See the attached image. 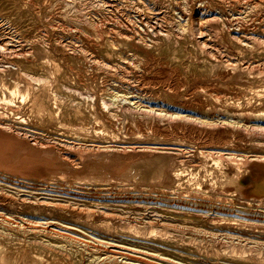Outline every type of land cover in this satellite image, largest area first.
Listing matches in <instances>:
<instances>
[{
  "label": "rangeland",
  "instance_id": "1",
  "mask_svg": "<svg viewBox=\"0 0 264 264\" xmlns=\"http://www.w3.org/2000/svg\"><path fill=\"white\" fill-rule=\"evenodd\" d=\"M101 1L102 7L92 0H0V127L14 135L5 136L8 152L1 155L0 212L14 224L23 217L78 226L100 240L166 252L181 263L264 264V182L259 183L264 172L245 164L254 155L264 156V136L251 128L253 120L264 121V47L253 51L229 36L264 40V0H194L208 6L195 10L203 28L198 40L218 56L252 62L255 68L247 70L212 61L190 38H182L183 46L174 43L180 34L172 22L184 20L164 0ZM211 17L216 18L209 23ZM161 32L172 33L171 39ZM11 48L31 53L16 58L6 54ZM89 58L120 65L117 71L98 70L92 82L84 71ZM17 66L42 80L33 81ZM177 67L193 86L173 91L149 80L158 69L167 73ZM103 82L106 92L126 90L132 101L148 105L141 109L209 114L217 129L204 133L196 125L183 134L168 122L141 125L128 109L89 102L86 94H96L98 101ZM206 86L228 95L218 100ZM232 94L236 99L229 98ZM196 99L210 106H194ZM225 116L236 121L235 133L223 130L220 117ZM240 154L248 158L238 161ZM234 161L242 187L228 180L236 174ZM236 208L247 210L245 217ZM1 230L12 253H48L47 246L55 245L28 229Z\"/></svg>",
  "mask_w": 264,
  "mask_h": 264
},
{
  "label": "bare ground",
  "instance_id": "2",
  "mask_svg": "<svg viewBox=\"0 0 264 264\" xmlns=\"http://www.w3.org/2000/svg\"><path fill=\"white\" fill-rule=\"evenodd\" d=\"M90 1V0H89ZM146 1V0H143V2ZM151 1V0H150ZM154 1V0H152ZM158 1H161V0H158ZM163 1V0H162ZM88 2V1H87ZM93 2V5H96V4H99L98 6H103V1L101 0H92ZM164 2L166 4H168V6L170 7V9H173L174 11H177L176 14H179L180 18L182 20H184L183 22H180V21H173L172 22V25L173 27H175L176 30H174L176 33L178 32V34L180 35H177L179 37V39H174V43H179L183 46V39L184 38H190L192 40V42L196 45V47L201 51V52H204L205 55L208 54V56L210 57V59L212 61H215L219 64H224V65H227L228 68H236V65H240L241 69L243 70H247V69H253L255 68L254 66H252V62H248V61H244L243 58H240L239 56L236 57L235 56V59L233 57V55L231 57H233V59H230L229 57H223V56H218L216 53L214 52H210V51H207V49H209V47L207 48V44L205 41H200L198 40L197 38V35L201 37V34L203 33L202 30V22H201V18L200 16H196L197 12L196 11H199V10H206L208 9V6L205 4V3H202L201 1H195L193 0V4L191 3L190 0H164ZM67 3V2H66ZM85 3V2H84ZM136 3V1H135ZM148 3V2H147ZM146 3V4H147ZM161 3V2H160ZM164 3V4H165ZM196 3H198V5H196ZM207 3V2H206ZM153 4V3H152ZM163 4V5H164ZM140 5V3H139ZM138 5V7H139ZM162 5V4H161ZM101 6V7H102ZM142 6H144L142 4ZM160 6V5H159ZM167 6V5H166ZM195 6V7H194ZM145 8V7H144ZM166 8V7H164ZM96 9V8H95ZM167 9V8H166ZM169 9V11H170ZM168 10V9H167ZM173 10H171L173 12ZM196 10V11H195ZM213 13V12H212ZM176 17V16H175ZM216 18V17H215ZM214 17H211L209 18V23L210 21L212 20H215ZM175 19V18H174ZM204 19H205V15H204ZM219 19V18H218ZM217 19V20H218ZM177 20V19H176ZM181 20V21H182ZM206 20V19H205ZM142 21V20H141ZM140 21V22H141ZM170 22V21H169ZM207 22V20H206ZM223 23V22H222ZM123 24V23H122ZM148 25V24H147ZM208 25V23H207ZM227 26V25H226ZM142 30H145V27L142 25ZM170 27V26H169ZM205 27V26H204ZM153 30V28H152ZM155 30V29H154ZM139 31V30H138ZM141 31V29H140ZM161 31V30H159ZM205 32V31H204ZM164 34L165 38L167 39H171V34L170 33H164V32H161V34ZM158 34V33H157ZM157 34L154 33V35L156 36L155 38L158 39L160 38ZM139 35V34H138ZM162 36V35H161ZM229 36L231 37V39H235V41L245 47V48H248L250 50L253 49L256 50L257 47L261 46V47H264V40H261L259 39V36H235L233 34H229ZM127 37V36H126ZM134 37V36H132ZM142 37V36H141ZM146 37V36H144ZM143 37V38H144ZM148 37V36H147ZM183 38V39H182ZM128 39V37H127ZM141 39V38H140ZM150 39H153V37L151 36ZM136 40V39H135ZM155 40V39H154ZM153 40V41H154ZM140 41V40H138ZM137 41V42H138ZM142 41L144 42V40H141V44H142ZM148 41V40H146ZM145 41V42H146ZM152 41V40H151ZM158 41V40H157ZM157 41H154V42H157ZM160 41L162 42L163 40L160 39ZM150 42V41H149ZM153 42V43H154ZM43 43V42H42ZM136 43V42H135ZM185 43V42H184ZM188 43V42H187ZM190 43V42H189ZM44 44V43H43ZM112 44V43H111ZM108 43V47L109 49H111V47L113 46V44L111 45ZM152 44V43H150ZM3 45V44H2ZM7 45V44H6ZM5 45V46H6ZM45 46H47V44H44ZM136 45V44H135ZM140 45V44H139ZM155 45V44H154ZM166 45V44H165ZM175 46V45H174ZM190 46V45H189ZM7 47V46H6ZM134 47V46H133ZM151 47V46H150ZM192 47V46H191ZM190 47V49H191ZM140 48V47H139ZM143 48V47H142ZM152 48V47H151ZM162 48V47H161ZM167 48V47H166ZM177 48V47H176ZM185 48V47H184ZM193 48V47H192ZM8 49V48H6ZM6 49H4L5 51H7ZM14 49V48H13ZM148 49V48H147ZM160 49V48H159ZM164 49V48H163ZM180 49V48H179ZM1 50V49H0ZM12 50L9 49L8 52H6L7 55H10L12 54L11 56L13 57H16L18 58V56H25L27 57V54L31 53V52H28L27 49H17L18 51H10ZM130 50V49H129ZM132 50V49H131ZM145 50V49H144ZM166 50V49H165ZM133 51V50H132ZM154 51V50H153ZM152 51V53H153ZM190 51V50H188ZM192 51L195 52V50L193 49ZM137 52V51H136ZM146 52V51H145ZM148 52V50H147ZM151 52V51H150ZM163 52V51H162ZM2 54L5 53L4 51L1 52ZM130 53H133V52H130ZM156 53V52H155ZM198 53V52H197ZM1 54V56H2ZM136 54V53H135ZM154 54V53H153ZM162 54V53H161ZM160 54V55H161ZM173 54V53H172ZM194 54V53H193ZM33 55V54H32ZM152 55V54H151ZM191 55V54H190ZM195 55V54H194ZM200 55V54H199ZM236 55V54H235ZM239 55V54H237ZM130 56V55H129ZM132 56V55H131ZM136 56V55H135ZM142 56V55H141ZM154 56H157L154 54ZM153 56V57H154ZM230 56V54L228 55ZM25 57V59H26ZM99 57V56H98ZM123 57V56H121ZM120 57V58H121ZM138 57V56H137ZM129 58V57H128ZM131 58V57H130ZM129 58V59H130ZM140 58V57H139ZM155 58V57H154ZM208 58V57H207ZM103 59V58H102ZM127 59V60H129ZM134 59V58H133ZM138 59V58H137ZM153 59V58H152ZM159 59V57H158ZM90 60V61H89ZM126 60V59H125ZM136 60V58H135ZM153 60H156V59H153ZM162 60V59H161ZM160 60V61H161ZM123 61V60H122ZM132 61V60H131ZM137 61V60H136ZM158 61V60H157ZM156 61V62H157ZM120 62V60H119ZM145 62V61H144ZM161 62H165V61H161ZM161 62H157V63H160L162 64ZM82 63V61H81ZM117 63V61H116ZM129 63V62H128ZM131 63V62H130ZM134 63V62H132ZM131 63V64H132ZM136 63V62H135ZM139 63V60L137 62V66H140ZM154 63V62H153ZM118 64V63H117ZM116 64V65H117ZM144 64V63H143ZM168 64V63H167ZM166 64V66H168ZM4 65V64H3ZM9 65V63H8ZM112 63H110V61H106V60H100V59H96L95 58H89L88 61L85 59L84 61V71L86 72V74L89 76V78L92 80V82L97 78L96 77V73L98 70H109L110 68L116 70V68L118 66H116ZM120 65V64H118ZM133 65V64H132ZM174 65V64H173ZM2 66V65H1ZM7 66V65H6ZM12 66V65H11ZM124 66V65H123ZM137 66L135 65L134 68H137ZM142 66V64H141ZM122 67V66H121ZM144 67V65H143ZM154 67V66H152ZM164 67V66H163ZM172 67V66H171ZM168 66V68H171ZM257 67V66H256ZM16 68L19 69V71L25 75L26 77L32 79L33 81H41L42 78L41 77H38L34 74H30L29 72H26L24 71L20 66H17ZM120 68V67H119ZM125 68V67H124ZM131 68V66H130ZM156 68V67H155ZM1 69V68H0ZM4 69V68H3ZM8 69V68H7ZM123 69V68H122ZM132 69V68H131ZM172 69V68H171ZM125 70V69H124ZM134 70V69H133ZM138 70V68L136 69ZM160 70H161V67H160ZM166 70V69H165ZM183 70V69H182ZM202 70V68H201ZM117 71V70H116ZM123 71V70H122ZM126 71V70H125ZM191 71V70H190ZM108 72V71H107ZM110 72V71H109ZM108 72V73H109ZM112 72V71H111ZM155 72V71H154ZM166 72V71H164ZM82 73V71H81ZM118 73V72H117ZM126 73V72H125ZM128 73V71H127ZM150 73V72H148ZM84 74V73H83ZM111 74V73H110ZM189 74V73H188ZM85 75V74H84ZM117 75V74H116ZM127 75V74H125ZM225 75V74H224ZM83 76V75H82ZM124 76V75H123ZM143 76V75H142ZM192 76V75H191ZM149 77V76H148ZM194 77V76H193ZM226 77V76H225ZM83 78V77H82ZM85 78V77H84ZM104 78V77H103ZM141 78V77H140ZM146 77H144L145 79ZM198 78V77H197ZM203 78V77H202ZM189 77H186V75H184L183 73H181L179 70H178V67H177V70L176 68L173 69V71H170V72H167V73H161L159 72V69H158V72L154 73V75H151V77L149 78V80L151 81V83L156 86V85H159V86H162L164 89L167 88L169 90H173V91H176L177 89L179 90V87H186V86H190L193 84H190L191 82H189ZM194 79V78H193ZM106 80V78H105ZM201 80V79H200ZM104 81V80H103ZM107 82V81H106ZM128 82V81H127ZM18 83V82H16ZM113 83V82H112ZM144 83V82H143ZM148 83V82H147ZM146 83V84H147ZM150 83V82H149ZM21 84V83H20ZM111 84V83H109ZM122 84V83H121ZM139 84V83H138ZM106 83L103 82L100 86V94H101V97L98 98L99 100L97 101V96L96 94L94 93H87V98L89 99V102L91 104H95V102L100 105V106H120V108L122 109H128L127 111H129L130 113H134L135 114V117L134 120L139 123V124H148L149 126H155L157 123H161V122H168L169 125H172V126H176L177 129L178 127H180L181 129V132L184 134V133H191V128L195 129V126H199L201 127V129L199 128L200 131L204 132V133H207L208 131H212L215 129H217V123H213L212 120H211V115L209 114H200L199 117H193L192 115H183L182 113H180V111L176 110L174 112H167L166 110H163V109H158L157 107L156 108H153V107H150V108H147V109H141L142 106H147L148 105H144L143 104V101H141L139 98L138 100L136 101H132L130 99V97L128 98V96H126L125 94L128 93V91L126 90H123V92H126L125 94L124 93H120L118 91L120 90H116V91H112V90H115L112 89L111 92L109 90V92H106L108 89L105 87ZM107 86V85H106ZM110 86V85H109ZM108 86V87H109ZM158 86V87H159ZM121 87V86H120ZM157 87V86H156ZM201 87V86H200ZM208 87L209 89V92H215V96L216 99L218 100H225L226 98V95H228L227 92H222L220 91L219 89L212 87V86H206ZM234 87V86H233ZM96 88V87H95ZM193 88V87H192ZM191 88V89H192ZM73 89V88H72ZM158 89V88H157ZM177 90V91H178ZM184 90V89H183ZM223 90H226V89H223ZM188 92L185 90V93ZM208 92V93H209ZM210 92V93H211ZM191 93V92H190ZM129 94V93H128ZM149 94V93H148ZM183 94V93H182ZM230 94V93H229ZM81 95L83 96V94L81 93ZM213 95V94H212ZM84 97H85V94H84ZM157 97V95H156ZM159 97V96H158ZM161 97V96H160ZM229 97V96H228ZM155 98V97H154ZM229 98H233V99H236V95H233L232 94V97H229ZM161 99V98H160ZM195 98H193L192 100L194 101ZM165 99H163L164 101ZM171 100V99H170ZM172 101V100H171ZM158 102V101H157ZM165 102V101H164ZM174 102V101H173ZM185 104H188L189 101L187 99H184L183 101ZM171 103V102H170ZM183 103V105H184ZM208 103V102H207ZM205 103L203 100L201 99H196V104L194 106H210L209 104ZM210 103V102H209ZM165 104V103H164ZM175 104H177L175 102ZM237 104H239V102L237 101ZM182 105V104H181ZM156 106V105H155ZM159 106V104H158ZM165 106V105H164ZM186 106V105H185ZM188 106V105H187ZM190 106H193L192 104H190ZM205 108V107H204ZM105 109V107H104ZM108 109V107H107ZM115 109V108H114ZM172 110V109H171ZM107 111V110H106ZM223 116V115H222ZM119 118V117H118ZM238 118V117H237ZM219 119V118H218ZM155 120H158V122H155ZM240 120V119H239ZM242 120V119H241ZM220 121L222 122H225V125H224V128L223 130L227 131V132H230V133H235L234 131L237 130V126H235L236 124V121L234 123V121H231V118L229 116H225L224 118H221L220 117ZM216 122V121H215ZM221 123V122H220ZM243 123V122H242ZM253 123V124H252ZM252 129L254 131H257L259 132L260 136H264V126H261V125H264V121H255L253 120L252 122ZM244 124V123H243ZM1 125V124H0ZM219 125H222V124H219ZM159 126V125H158ZM171 126V127H172ZM235 126V127H233ZM239 126V124H238ZM242 126V125H240ZM10 127V126H9ZM9 127H5V129H8ZM168 127V126H167ZM175 127V128H176ZM232 127V128H231ZM239 128V127H238ZM241 128V127H240ZM15 129V128H14ZM157 129V128H156ZM174 129V128H173ZM257 129V130H256ZM3 127H0V162L5 164V160H2L3 158H1V155L2 153L6 151L7 149V146H6V143L4 144V142H6L5 140V136L9 135L10 136H14V135H11L10 133H5V131H3ZM12 130V128L10 129ZM16 130V129H15ZM219 130V129H218ZM222 130V129H221ZM243 130V129H242ZM17 131V130H16ZM194 131V130H193ZM246 131V130H244ZM252 131V132H254ZM8 132H11L8 130ZM241 132V131H240ZM249 132V131H248ZM257 132V133H258ZM200 133V132H199ZM216 133V132H215ZM239 133V132H238ZM21 134V133H20ZM19 134V135H20ZM38 134V133H37ZM18 136H15L17 139H18ZM218 135V134H217ZM226 135V134H225ZM21 136V135H20ZM212 136V135H211ZM246 136V135H245ZM248 136V135H247ZM36 137V136H35ZM14 138V140L16 139ZM27 138V137H26ZM16 139V140H17ZM45 139V138H44ZM243 139V138H242ZM8 140H12L11 139H8ZM38 140H40L38 138ZM36 141V140H35ZM217 141V140H216ZM246 141V140H245ZM259 141V140H258ZM218 142V141H217ZM254 142V141H253ZM15 143V141H14ZM34 143V142H33ZM251 143V142H250ZM259 143V142H258ZM261 143V142H260ZM11 145V144H10ZM35 145V144H34ZM252 145H255L257 146L258 148L260 147L259 144L257 143H252ZM262 147H264V144H261ZM254 146V147H255ZM15 148V147H14ZM33 148V147H32ZM262 149V148H261ZM5 150V151H4ZM12 150V148H11ZM102 150V149H101ZM8 152V150L6 151ZM10 152V151H9ZM3 153V154H4ZM207 153H210L211 155L213 153H215V156H219V155H222L220 151H215L214 150H209ZM230 153V152H229ZM11 154L9 153V156ZM37 155V154H36ZM214 155V154H213ZM4 156V155H3ZM6 156V154H5ZM237 156V155H236ZM229 158H231V156H228ZM68 158V157H67ZM248 157L244 154H240L239 156H237V160L238 161H241L242 159L246 160ZM27 159V158H26ZM65 159V158H64ZM69 159V158H68ZM71 159V158H70ZM67 160V159H66ZM236 160V157L235 159ZM236 160V161H237ZM69 161V160H68ZM72 161V160H71ZM237 161V162H238ZM235 162V161H234ZM242 162V161H241ZM245 163V162H244ZM243 163V164H244ZM237 163L235 162V165ZM239 164V163H238ZM237 164V165H238ZM247 164L248 166L249 165H252L255 167L256 170H258L259 172H264V156H253V157H250L247 162L245 163ZM244 164V165H245ZM236 165L237 169H236V174L231 177L229 182H233L237 185H241V180H240V177H239V168L238 166ZM246 166V165H245ZM121 169V168H120ZM243 169V168H242ZM77 170V169H76ZM224 175V174H223ZM227 178V177H226ZM82 181V180H81ZM264 182V180H261L259 181V183H262ZM160 183V182H159ZM236 185V186H237ZM234 186V184H233ZM239 186V187H240ZM235 188V187H234ZM258 188V187H257ZM259 190V188H258ZM257 189H254L252 190L251 192H257L258 191ZM261 190V189H260ZM264 191V190H262ZM246 192V190H245ZM259 193V191H258ZM1 196V195H0ZM264 197V196H262ZM259 198V197H257ZM13 199V198H12ZM46 201V200H45ZM50 202V201H49ZM60 205V204H59ZM62 206V205H61ZM76 208V207H75ZM84 208V207H83ZM249 208V207H248ZM236 211H238L239 213H242L240 214L239 216L240 217H245L244 216V212H246L247 210L245 209H241V208H236L235 209ZM87 211V210H86ZM235 211V212H236ZM68 212V211H67ZM19 219V222L21 224H19V222H17V224L13 223L11 221V218H8L6 219V216L4 214H2V212H0V232H2L1 230V227L5 228V230H11V229H15L16 227H19L21 228V230H30L32 231V234L33 232L34 233H38V234H41L42 236H45L47 237L46 239L50 242H52L53 244H55L53 247H49L47 246L50 250L48 253H45V252H39V251H30L27 252V251H22V252H13L12 253V249H10V245L9 243L5 242L1 237H0V264H66L65 261H68L67 264H195V260H185V259H180L182 261L185 260V263L184 262H177V261H173V257L172 256H168V254L166 252H152V251H147V249L145 251H142V250H138V249H135V248H131L129 249L128 248H125L123 247V245H117V244H114L112 243V241H108V240H100L98 239L97 237L95 236H91V235H95V232H89V231H86V230H83L82 228H77L76 229H81L80 231L76 230L75 228H72L71 227H65V226H61V225H58V224H55L53 222H49V221H40L36 218H18ZM17 219V220H18ZM57 222V221H56ZM60 223V222H59ZM64 230V231H63ZM13 231V230H12ZM202 231V230H200ZM205 231V230H204ZM10 232V231H9ZM18 232V231H17ZM68 232V233H66ZM85 232H87L89 235L85 234ZM206 232V231H205ZM209 232V231H207ZM21 233V232H20ZM24 233V232H22ZM28 234V232H26ZM18 234V233H17ZM25 234V233H24ZM2 235V234H0ZM41 236V237H42ZM102 238V237H101ZM224 239V238H223ZM226 239V238H225ZM12 240V239H11ZM7 241H10L7 239ZM13 242V241H12ZM219 242V241H218ZM131 243V242H130ZM9 245V246H8ZM15 245V243H14ZM159 245V244H157ZM57 246V247H56ZM167 246V245H166ZM43 247V246H42ZM41 247V248H42ZM22 249V248H21ZM34 249V248H33ZM140 249V248H139ZM38 250V249H37ZM47 252V251H46ZM50 253V254H49ZM16 254V255H15ZM18 254V255H17ZM175 255V254H174ZM55 256H59V260L57 259V261H54L52 260L51 258H55ZM168 256V257H167ZM171 257H172V260H171ZM52 260V261H51ZM56 260V259H55ZM175 260V259H174ZM55 263H54V262ZM187 261V262H186Z\"/></svg>",
  "mask_w": 264,
  "mask_h": 264
}]
</instances>
